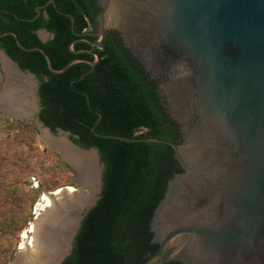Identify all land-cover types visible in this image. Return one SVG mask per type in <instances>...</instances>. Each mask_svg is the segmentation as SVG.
Listing matches in <instances>:
<instances>
[{"label": "water", "instance_id": "95a60500", "mask_svg": "<svg viewBox=\"0 0 264 264\" xmlns=\"http://www.w3.org/2000/svg\"><path fill=\"white\" fill-rule=\"evenodd\" d=\"M95 2L100 9L97 31L75 34L100 47L107 32H115L155 82L164 108L181 132L175 142L102 134L92 127L99 137L166 143L180 166L150 221L152 242L158 248L142 264H264V0ZM50 3L57 8L55 0L46 5ZM42 7H37L38 13ZM71 27L74 31L73 17ZM8 33L22 49L40 51L52 73H63L81 61L95 65L100 59L95 52L81 50L96 60L76 58L58 70L44 49L24 47L14 32ZM87 35L98 39L90 41ZM70 49L78 52L72 45ZM2 55L17 74L36 83L31 86L34 109L20 116L33 118L51 140L62 139L77 153L76 162H71L48 142L79 180L67 210L73 228L65 243L54 239L50 257L28 263L61 264L73 250L85 214L100 198L105 164L96 147L84 148L71 139L70 131L60 127L53 131L40 119L37 75L23 70L5 51ZM6 84V90L16 85L22 94L30 87L0 73V93Z\"/></svg>", "mask_w": 264, "mask_h": 264}, {"label": "trees", "instance_id": "16d2710c", "mask_svg": "<svg viewBox=\"0 0 264 264\" xmlns=\"http://www.w3.org/2000/svg\"><path fill=\"white\" fill-rule=\"evenodd\" d=\"M48 1L0 0V34H5L0 44L23 70L37 75L40 119L53 131H70L82 147H96L105 164L100 198L85 214L73 250L61 264H142L158 248L150 221L180 166L166 143L99 137L92 127L102 134L177 142L179 126L164 108L155 82L115 33H107L100 47L79 40L75 32L86 33L97 24L94 0H55L57 8L46 5ZM38 6H43L40 13ZM59 10L74 18V31L72 17ZM40 28L50 31L52 39L42 42ZM8 32L24 47L44 49L58 70L76 58L96 60L81 50L93 51L100 59L95 65L81 61L63 73H52L40 51L22 49Z\"/></svg>", "mask_w": 264, "mask_h": 264}, {"label": "rangeland", "instance_id": "374dc122", "mask_svg": "<svg viewBox=\"0 0 264 264\" xmlns=\"http://www.w3.org/2000/svg\"><path fill=\"white\" fill-rule=\"evenodd\" d=\"M67 187L78 190L77 174L35 120L0 110V264H10L29 242L23 234L36 220L43 194Z\"/></svg>", "mask_w": 264, "mask_h": 264}, {"label": "bare ground", "instance_id": "6f19581e", "mask_svg": "<svg viewBox=\"0 0 264 264\" xmlns=\"http://www.w3.org/2000/svg\"><path fill=\"white\" fill-rule=\"evenodd\" d=\"M3 57V56H2ZM3 65L7 76L14 77L20 81L23 85L28 83L30 86L28 91L21 93L15 86H12L10 90L7 89V84L0 93V110L11 117H21L20 115L30 114L34 109V96L31 89L32 83L25 76H20L16 73L11 65L2 58ZM13 71V72H11ZM47 138V142H53L56 144L59 152L65 153L71 162H76L77 153L65 145L62 139L53 141L46 131L42 130ZM72 187L60 188L57 191L44 193L41 202L37 204L36 213L37 218L31 224L29 230L23 234L24 238H28L29 242H24L22 248H24L18 255L17 262L15 264H28L37 259L50 257L48 249L51 247L54 239L59 243H65L71 229L73 228V222L67 215L69 206H72L73 199L71 198ZM66 195H70L69 199H65ZM55 196V197H54ZM30 234V235H29ZM57 243V242H56Z\"/></svg>", "mask_w": 264, "mask_h": 264}, {"label": "flooded vegetation", "instance_id": "af4514ba", "mask_svg": "<svg viewBox=\"0 0 264 264\" xmlns=\"http://www.w3.org/2000/svg\"><path fill=\"white\" fill-rule=\"evenodd\" d=\"M94 2H95V0H94ZM95 6H96V9H97V20H98V15H99V12H100V9H99V7L97 6V4H96V2H95ZM38 16V15H37ZM97 24H98V21H97ZM96 24V26L95 27H91V28H89V30H88V32H90V33H94V32H96L97 31V25ZM44 29H46V28H40V29H38L37 30V34H38V36H39V38L42 40V42H44L43 41V39H45L46 41L44 42V43H46V42H48L50 39H52V37H53V34L50 32V31H48L47 29V32L46 31H43ZM109 32H112V31H109ZM109 32H107V33H109ZM42 33H44V34H46V35H48L49 36V38H44V35L42 34ZM113 33H115V32H113ZM107 35V34H106ZM87 36H91V37H94V38H96V40L98 39V36H94V35H87ZM115 36L117 37V38H119L118 37V35L115 33ZM86 37V36H85ZM106 37V36H105ZM87 39V38H86ZM120 39V38H119ZM88 40H90V41H92L91 39H89L88 38ZM95 40V41H96ZM120 41H121V39H120ZM121 43H122V41H121ZM123 45V44H122ZM3 51H5V49L1 46V44H0V52H3ZM6 52V51H5ZM93 52V51H92ZM7 53V52H6ZM19 65V64H18ZM2 68V65H1V59H0V69ZM4 68H5V66H4ZM14 70V69H13ZM11 72H13V71H11ZM40 103H41V101H40ZM42 107V106H41ZM41 110V109H40ZM40 113V112H39Z\"/></svg>", "mask_w": 264, "mask_h": 264}]
</instances>
